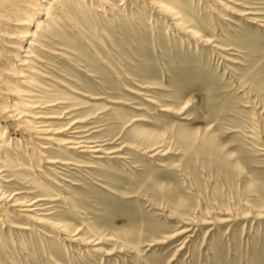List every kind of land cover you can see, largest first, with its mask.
Masks as SVG:
<instances>
[{"label":"rangeland","instance_id":"obj_1","mask_svg":"<svg viewBox=\"0 0 264 264\" xmlns=\"http://www.w3.org/2000/svg\"><path fill=\"white\" fill-rule=\"evenodd\" d=\"M0 8V264H264V0Z\"/></svg>","mask_w":264,"mask_h":264},{"label":"bare ground","instance_id":"obj_2","mask_svg":"<svg viewBox=\"0 0 264 264\" xmlns=\"http://www.w3.org/2000/svg\"><path fill=\"white\" fill-rule=\"evenodd\" d=\"M35 8H36V6H35ZM0 9H1V8H0ZM38 10H39V11H38ZM38 10H37V13H38V12H41V11H42V8H40V9H38ZM46 10H47V9H46ZM4 11H5V10H4ZM1 12H2V11H1ZM161 12H162V11H161ZM162 14H163V13H162ZM169 14H171V13H169ZM37 15H39V14H37ZM163 15H164V14H163ZM169 16H170V15H169ZM171 16H172V15H171ZM20 62H21V61H20ZM22 64H25V65H26V60H22ZM38 132H40V131H38ZM38 132H36V133H38ZM4 134H6V132H4ZM0 137H1V136H0ZM4 138H5V137H4ZM78 144H79V143H78ZM80 144H81V143H80ZM84 144H85V143H84ZM80 146H81V145H80ZM86 146H87V145H86ZM86 146H85V147H86ZM94 147H95V146H94ZM83 148H84V147H83ZM76 149H77V148H76ZM78 149H80V148H78ZM97 152H98V149H97ZM93 153H96V151H93ZM3 201H4V200H3ZM0 202H2V201H0ZM15 206H16V205H15ZM18 206H20V205H18ZM23 207H29V206H23ZM31 210H32V209H31ZM31 210H29V209H27V210L24 209L23 212H27V213H28V212H30Z\"/></svg>","mask_w":264,"mask_h":264}]
</instances>
